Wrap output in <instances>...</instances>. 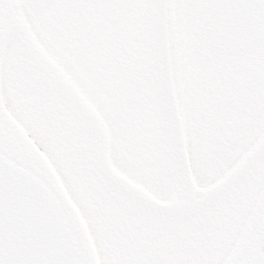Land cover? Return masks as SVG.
Returning <instances> with one entry per match:
<instances>
[{
  "label": "rangeland",
  "instance_id": "374dc122",
  "mask_svg": "<svg viewBox=\"0 0 264 264\" xmlns=\"http://www.w3.org/2000/svg\"><path fill=\"white\" fill-rule=\"evenodd\" d=\"M151 1L154 2L155 0ZM24 9L23 15L25 16V11L29 16V37L33 35V44L39 46L30 50H35L36 55L40 54L45 57L46 66L52 71L51 80H46L44 76L41 77L43 72H40L38 69L36 72V79L31 73H28L23 80H20V84L22 86L23 83L22 87L27 94L26 100L28 103L25 104L26 107L27 105L29 107L35 105L34 99L37 98V95L33 96V92L31 91L33 88L35 92L40 91V93L44 94L43 99L40 100L41 104H39L41 111L47 109L54 110L57 108L53 112L52 120H48L45 126L39 129L41 133L38 129H35V131L43 140V143L51 149L54 156L53 161L58 167L65 185L87 216L103 264H162V262H159L163 258L162 255H167L173 248V244L168 242L171 247L167 245L159 250L160 245L156 240L160 235L166 232L171 234L169 240L173 241V243L178 240L179 235L182 239L181 241L185 243L184 249L180 248L179 244L177 245L176 250H183L179 252L173 260L180 258L181 261L182 256L180 253L188 251L190 248L193 252V260H190L188 264H227L235 249L236 241H239L240 236L237 238V235L240 228L235 231V237L225 243L226 238H228L233 231V225L228 227L221 225V222H218V225L217 222H211L210 224L216 228V231L213 232L217 235L215 238H217L218 241L213 239L210 240L208 244L205 243V245H200V234L196 229L195 233L192 231L190 234H193L192 242L187 240L188 237H185L183 232L189 225H181L177 222L185 218L180 212H187V210L192 209L185 195V188H181V192L173 195L178 189L177 187L170 186L171 183L169 181L171 177H167L170 171L168 170L167 172V169L164 167V180L161 183L159 182L161 187L158 191L160 194L150 195L145 190L146 188L143 189V187L140 186V181H136V177L138 179L142 177L140 176L141 170L135 169V177L131 176L128 169L131 163L129 156L126 155L124 158L122 151L117 152L119 142H123L127 139L124 135L125 124L123 120L122 124L119 121V124H117L118 126H115L114 123L118 121V116L107 118L106 109H103V105L99 106L96 103L97 117L103 121H99L97 124L98 127L94 126V124L88 123L83 119L82 115L77 111L78 108L73 99L63 92L61 85L63 86V84H65L67 86L71 85L79 88L81 87L79 82L83 81L76 77L78 79L77 81L72 73L73 71H70L72 69L64 63L66 58L64 52L68 49L67 43H64L67 37L66 31H63L62 35L60 33V29H67L68 26L66 22L67 12L65 11L66 8L64 7V3L61 0H49L46 7H38L32 10L30 6H25ZM174 10L178 19V28L174 36H176V40L179 41L181 51L184 54L182 66L188 69V67L194 65L191 62L192 59L195 58L191 47L194 45L192 39L194 37V29L196 31V36H198L202 20L198 21V23L196 22L195 10L190 6L187 0H176L174 3ZM30 20L33 24H30ZM71 24L72 22L69 21V25ZM58 42L61 43V45L55 44ZM25 55L26 54H24V56ZM24 56L20 60V65L22 63L27 64L26 61L23 62L25 59ZM47 61L51 62V64ZM30 63V66H35L32 70H35L37 67L39 68V66L44 67V69L46 68V66L41 65V63L32 61ZM178 65L179 64H177V68ZM100 79L104 80L101 85L105 88L104 86L109 83V80L107 78ZM192 79L193 77L191 76H182V82L178 85L181 89V105L185 109L186 107L192 109L193 113V106L189 104L193 103L194 105V102L197 104L198 87L194 84ZM34 81L36 83L35 88L32 86ZM185 85L187 86L184 87L185 95H183L184 92L182 87ZM82 87L81 91L82 94H86H83L86 99L91 103H93L94 100L96 102L98 95L95 98V96H92ZM155 95L156 90L153 89L142 101L135 102L134 104L142 105L141 108L146 109V106H144L148 104L146 101L149 100L151 105V99H153ZM102 97L106 106L107 103H110L112 107L119 108L120 105L118 104V100L112 92L103 94ZM14 99V97H12V99L10 98L12 102H16L17 99ZM60 108H63V113L58 110ZM65 109L68 110L71 115L65 117ZM31 116L32 113L29 114L30 122H32ZM145 116L146 115L141 111L139 120H142ZM185 118L191 123V126L192 123L195 122L193 118L187 115H185ZM40 119L42 122H45L44 114H42ZM34 123L36 125L40 122L34 119ZM188 131L189 126L187 128V132ZM72 141L76 142L74 146L71 144ZM175 155H177L176 151ZM117 157L120 159L116 160ZM107 167H109L110 170ZM153 195L160 197L158 199L160 205L168 203V195L171 196L174 201L179 197L178 203L174 204L177 208L174 212H155L154 209L147 206V204L141 200L147 199L151 201ZM199 197L200 195H198L197 198ZM246 203L247 205L251 204L249 200L246 201ZM225 205L222 208H224ZM247 211L246 209L242 215L243 219L241 225L244 224ZM210 214L212 213L202 210L203 220L200 227L207 224L204 220L206 216ZM214 217V215H211L206 221H212ZM159 223L166 226L158 228L157 226ZM242 232L243 228L241 229L240 235ZM183 238L185 240H183ZM123 241L125 242V246H123ZM134 243L136 244L134 245ZM137 243H139V245L136 249ZM225 244L226 248L224 246ZM125 248L128 255L124 253ZM139 258H141V260H139Z\"/></svg>",
  "mask_w": 264,
  "mask_h": 264
},
{
  "label": "water",
  "instance_id": "95a60500",
  "mask_svg": "<svg viewBox=\"0 0 264 264\" xmlns=\"http://www.w3.org/2000/svg\"><path fill=\"white\" fill-rule=\"evenodd\" d=\"M0 21L18 25L9 0H0ZM248 237L233 264H264V200ZM0 264H100L76 205L1 92Z\"/></svg>",
  "mask_w": 264,
  "mask_h": 264
},
{
  "label": "flooded vegetation",
  "instance_id": "af4514ba",
  "mask_svg": "<svg viewBox=\"0 0 264 264\" xmlns=\"http://www.w3.org/2000/svg\"><path fill=\"white\" fill-rule=\"evenodd\" d=\"M201 116L205 123V130L212 138V145L221 146V143L225 142L231 145L232 150L231 155L228 157H225L223 153H210L207 156L200 157L201 155H199L196 150L191 149L194 175L198 179L200 188L203 189L212 186L223 176H225V174L227 173L226 167H228L229 165L228 163L234 162L235 159H238L240 157L237 153H233L234 149L240 150V146L244 141L248 140L250 136L252 138V142H256L261 133H258L256 131L250 133L248 132L249 125L252 123V119L249 118L247 113H244L241 118L238 119V121H240L243 118L236 125V128L233 127L236 123H229V120H215L209 114V110L207 107H203Z\"/></svg>",
  "mask_w": 264,
  "mask_h": 264
}]
</instances>
